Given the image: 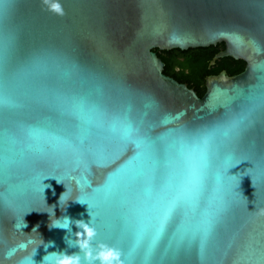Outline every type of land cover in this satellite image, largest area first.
<instances>
[{"label": "water", "instance_id": "water-1", "mask_svg": "<svg viewBox=\"0 0 264 264\" xmlns=\"http://www.w3.org/2000/svg\"><path fill=\"white\" fill-rule=\"evenodd\" d=\"M59 2L0 5V264L78 252L49 217L88 212L124 264H264V0ZM217 44L245 68L201 98L153 52Z\"/></svg>", "mask_w": 264, "mask_h": 264}, {"label": "clouds", "instance_id": "clouds-1", "mask_svg": "<svg viewBox=\"0 0 264 264\" xmlns=\"http://www.w3.org/2000/svg\"><path fill=\"white\" fill-rule=\"evenodd\" d=\"M41 3L45 10L57 16L65 15L64 8L59 0H41ZM57 182L60 183L59 181ZM64 193H62L60 199L63 197ZM260 214L264 215V209L260 210ZM88 215L90 219L87 222L83 219L73 220L68 216H62L61 218L49 217V227L65 230L67 235L64 239L67 246L69 248H77L79 251L72 254H68L64 251L47 252L41 264H124L122 253L119 249L103 242L94 243L97 231L92 225L91 213L88 212ZM17 224H19V226H17ZM17 224L14 225L17 231L23 232L22 229L27 227L24 218L21 223ZM73 225H75L78 231L72 232ZM32 232H37L36 228H33ZM31 233L28 234L27 240L18 242L5 252L6 259H12L18 251H25L30 245H43L46 251L48 248L54 247V242L49 241L45 243L41 238L38 240L34 239L31 237ZM71 237H74V239ZM32 262V257H25L22 264H32Z\"/></svg>", "mask_w": 264, "mask_h": 264}, {"label": "trees", "instance_id": "trees-1", "mask_svg": "<svg viewBox=\"0 0 264 264\" xmlns=\"http://www.w3.org/2000/svg\"><path fill=\"white\" fill-rule=\"evenodd\" d=\"M224 50V44H217L208 48L189 49L187 51L171 50L153 52L164 64L163 74L185 84L192 89L199 98L205 93V79L226 72L227 76H235L244 71L245 64L226 57L211 61L216 54Z\"/></svg>", "mask_w": 264, "mask_h": 264}, {"label": "snow or ice", "instance_id": "snow-or-ice-1", "mask_svg": "<svg viewBox=\"0 0 264 264\" xmlns=\"http://www.w3.org/2000/svg\"><path fill=\"white\" fill-rule=\"evenodd\" d=\"M6 2H7V0H0V5H3ZM4 106H5V100L3 99L2 94H0V123H2V112H3ZM9 106H11V105H9ZM0 135H2V132H0ZM125 137L129 140V142L136 143V141L132 140V138H131L132 133H131L130 129L125 132ZM137 147H139L138 143H137ZM80 202L85 203L84 201H80ZM179 207H180V203L178 201L174 202L173 206L169 209L168 219L174 212H176L179 209ZM17 226H19V224H17ZM163 232H164V226L161 227V230H160V233L158 234L157 239L153 240L151 246L148 248L149 252H151L152 248L155 247L156 242L158 241V239L160 238V236ZM142 243H143V236L141 234L136 235V242L132 248V252L135 253L139 249V247L141 246ZM32 264H35V262L33 261Z\"/></svg>", "mask_w": 264, "mask_h": 264}]
</instances>
